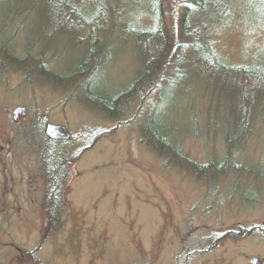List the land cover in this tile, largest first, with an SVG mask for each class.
Wrapping results in <instances>:
<instances>
[{
  "label": "rangeland",
  "instance_id": "1",
  "mask_svg": "<svg viewBox=\"0 0 264 264\" xmlns=\"http://www.w3.org/2000/svg\"><path fill=\"white\" fill-rule=\"evenodd\" d=\"M121 1L129 35L119 23L113 35L98 38L96 45L109 51L96 57L92 85L83 76L69 85L66 79L87 57L86 33L62 38L41 7L16 11L14 0H0V264H264V233L220 238L237 227L264 228V180L255 178L264 173L261 108L230 146L225 135L235 141L242 130L234 90L220 92L219 79L198 72L173 91L164 89L156 106L163 109V130L180 139V151L202 164L230 165L216 166L223 173L209 182L166 164L143 142L140 125L155 95L150 85L111 118L84 98V85L117 92L141 69L132 33L137 21L143 29L152 23L141 17L147 0ZM228 5L234 11L226 16H206L205 41L225 64L264 62V0ZM17 107L23 111L14 115ZM47 123L65 125L70 139L47 142ZM232 147L236 156L224 160ZM45 148L54 162L63 158L69 165L57 178L62 195L53 220L44 206L57 182L43 161Z\"/></svg>",
  "mask_w": 264,
  "mask_h": 264
},
{
  "label": "trees",
  "instance_id": "2",
  "mask_svg": "<svg viewBox=\"0 0 264 264\" xmlns=\"http://www.w3.org/2000/svg\"><path fill=\"white\" fill-rule=\"evenodd\" d=\"M230 1L147 0L146 9L141 17L150 16L152 23L143 29L139 27L141 23L137 21L136 26L138 25V28L132 33L133 44L139 52L141 61V69L138 75L130 84L126 85L124 90L117 92H97V89L92 90L90 84L83 87V96L90 105L98 107L105 116L111 118L118 114V110L123 104L126 105L130 97H135L138 91L143 90L145 84L150 85L149 89L154 90L155 95L151 110L140 125L143 142L162 154L166 164H176L183 170V173L193 174L195 178L206 179L209 182L211 177H218L223 173V170L222 172L217 171L216 166L224 169L230 165L225 163L216 165L211 162L202 164L185 156L180 151V139L169 137V134L163 130V109H159L156 103L162 99L165 88H170L173 91L177 87L178 81H189L191 78H195L194 75L197 72L207 74L209 80L219 79L221 85L219 91L221 92L226 87L229 91L234 90L239 108L243 110L241 116L242 130L238 133V137L234 138L237 139L235 141L230 139L231 136L225 135L228 145L236 144L245 135L247 132L245 128L247 125L248 128L251 127L257 108L264 111V62H259L261 60L257 59L243 65L225 64L221 57L216 54V51L208 45L210 41L207 43V39L204 37L207 34L206 16L210 15L212 11H217L220 17L226 16L231 10L234 11V7L228 5ZM173 3H175L174 7H178L177 9L171 7ZM13 5L17 9L16 11L23 8L29 12V9L41 7L46 22L54 28V32H59L62 38L86 33L87 57L76 66L77 69L71 72L69 78L66 79L65 82L69 85L73 83L74 79L81 76L86 78L87 84L95 79L97 67L100 65L96 61V57L103 53V50H105L104 54L109 51L108 45L105 47L99 46L98 43L96 45L98 38L107 37V33L113 35L115 33L114 25L119 23H121L119 24L121 25L120 31L123 34L126 30L127 32L131 30L128 29L130 17L123 8L121 0H14ZM87 5L94 6V8L88 12L85 9ZM259 13L264 15V12ZM127 34L129 35V33ZM93 35L97 36L93 37ZM126 35L125 38H127ZM3 47L0 46V52ZM26 65L28 66V64ZM26 65L24 64V67H27ZM186 83L179 87L184 89ZM246 84L248 86H245ZM228 103L233 106L232 101ZM153 107L154 109H152ZM231 110L234 112L233 107ZM227 151L224 160L228 161L234 159L233 157L236 156L235 153L238 150L232 147ZM44 159L49 169H52L50 174L53 175V180L56 182L57 178L63 177V172L69 169L68 164L64 165L63 158H60L57 166L51 163L54 162V159L53 157L50 158L49 153ZM231 164V167L238 169L239 165H236L235 160H232ZM241 169L246 168L242 166ZM258 177H262L261 180H264V173L261 172L259 176L256 174L255 178ZM48 192H52V195L50 199L47 197L49 201H45L44 207L46 212L50 214L48 218L53 220L58 217L57 212L62 195L61 181L51 184ZM254 231L264 233V228L261 225H255L248 229L237 227L234 230L225 231L224 234L220 235V238L222 236L242 238L245 235H251ZM24 254L29 259L32 258L31 252L27 251ZM21 261L18 260L17 262L21 263Z\"/></svg>",
  "mask_w": 264,
  "mask_h": 264
},
{
  "label": "water",
  "instance_id": "3",
  "mask_svg": "<svg viewBox=\"0 0 264 264\" xmlns=\"http://www.w3.org/2000/svg\"><path fill=\"white\" fill-rule=\"evenodd\" d=\"M22 111L23 108H17L16 110H14V114L21 113ZM45 134L53 140L68 139L70 136L69 131L62 124L48 125L45 128Z\"/></svg>",
  "mask_w": 264,
  "mask_h": 264
},
{
  "label": "flooded vegetation",
  "instance_id": "4",
  "mask_svg": "<svg viewBox=\"0 0 264 264\" xmlns=\"http://www.w3.org/2000/svg\"><path fill=\"white\" fill-rule=\"evenodd\" d=\"M47 142H54V141H50V140L48 141V140H47ZM46 153H47V150H46V148H45V155H44V157H46ZM48 153H49V152H48ZM44 157H43V161H44V163L46 164ZM58 163H59V162H52V164H53L54 166H57ZM60 180H61V179H57V182H59Z\"/></svg>",
  "mask_w": 264,
  "mask_h": 264
}]
</instances>
